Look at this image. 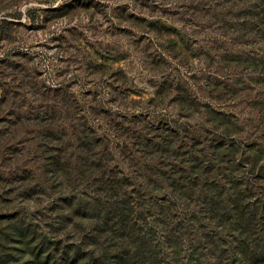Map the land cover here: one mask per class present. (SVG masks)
<instances>
[{"label":"rangeland","instance_id":"rangeland-1","mask_svg":"<svg viewBox=\"0 0 264 264\" xmlns=\"http://www.w3.org/2000/svg\"><path fill=\"white\" fill-rule=\"evenodd\" d=\"M211 191L264 244V0H0V264L94 249L110 194L228 243Z\"/></svg>","mask_w":264,"mask_h":264},{"label":"trees","instance_id":"trees-1","mask_svg":"<svg viewBox=\"0 0 264 264\" xmlns=\"http://www.w3.org/2000/svg\"><path fill=\"white\" fill-rule=\"evenodd\" d=\"M234 195L228 202L230 213L220 194L212 191L210 199L202 204L204 213H209L206 218L219 231L229 230L235 238L225 243L220 233L211 230L202 232V241L186 248L181 223L163 212L160 219L153 220L158 223V233L148 213L139 214L134 209V200H119L117 194H110L92 202H76L71 221L74 217L89 221L94 234L85 243L94 249L82 251L72 246V255L69 251L60 253L61 257L54 254L46 264H264V244L248 239L255 233V215L250 205H242V193ZM220 208L225 213L219 212Z\"/></svg>","mask_w":264,"mask_h":264}]
</instances>
